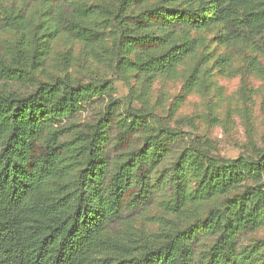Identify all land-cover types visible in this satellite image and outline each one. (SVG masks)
<instances>
[{
    "label": "trees",
    "instance_id": "1",
    "mask_svg": "<svg viewBox=\"0 0 264 264\" xmlns=\"http://www.w3.org/2000/svg\"><path fill=\"white\" fill-rule=\"evenodd\" d=\"M70 1L63 21L91 45L100 38L90 25L98 6ZM149 1L105 5L117 30L113 55L121 76L175 71L195 49L190 31L210 26L221 27L222 44L264 45V0ZM179 32L186 39L178 42ZM18 55L20 62L0 56V78L36 87L26 94L0 90V264H264V237L240 240L264 226V151L226 158L197 145L185 148L170 174L157 180L174 186L168 213L191 212L194 220L169 222L157 232L135 230L124 216L153 196V170L170 156L175 128L129 98L125 112L116 113L120 105L112 101L89 131L70 135L73 127L60 124L63 118L114 85L75 84L66 76L37 83L27 67L32 62L38 69L43 51L21 48ZM251 64L264 72L256 60ZM113 124L122 152L110 171L106 146ZM216 198L221 203L203 211ZM203 236L214 240L199 253Z\"/></svg>",
    "mask_w": 264,
    "mask_h": 264
},
{
    "label": "rangeland",
    "instance_id": "2",
    "mask_svg": "<svg viewBox=\"0 0 264 264\" xmlns=\"http://www.w3.org/2000/svg\"><path fill=\"white\" fill-rule=\"evenodd\" d=\"M160 1L150 0L147 5ZM80 2L98 6L94 8L90 25L100 38L91 45L76 37L63 21L64 13L73 6L70 0L49 4L39 0H0V56L20 62L19 49L38 48L43 51L41 65L34 70L32 62H28L27 67L37 83L66 76L75 84L114 85L113 92L83 102L78 112L63 118L60 124L73 127L70 135L76 130L89 131L112 101L120 105L116 113L125 112L129 98L135 108L151 113L150 118L157 116L165 125L175 128L178 139L170 156L153 170V196L145 206L128 212L124 223L130 222L135 230L149 233L157 232L169 222L170 225L192 222L195 215L191 212L187 217L168 213L166 205L173 199L174 186L157 177L170 174L179 154L192 145L226 158L250 154L253 148L264 151V72L251 64L256 60L264 68V45L260 42L252 46L238 43L235 47L231 43L222 44L217 39L221 27L210 26L190 31L189 39L195 49L175 66V71L169 74L130 71L121 76L113 55L117 30L105 9V5L110 6V0L76 1ZM183 34H177L178 42L186 39ZM192 77L195 81L188 85ZM35 87L33 82L0 78L2 91L26 94ZM118 131L113 124L106 146L110 171L122 152L117 145ZM221 201L222 198H216L207 202L203 211ZM263 237L264 226L240 240L245 244ZM213 240L203 236L199 253Z\"/></svg>",
    "mask_w": 264,
    "mask_h": 264
}]
</instances>
